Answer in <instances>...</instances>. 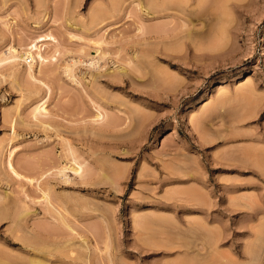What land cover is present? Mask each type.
Wrapping results in <instances>:
<instances>
[{"label":"rangeland","instance_id":"374dc122","mask_svg":"<svg viewBox=\"0 0 264 264\" xmlns=\"http://www.w3.org/2000/svg\"><path fill=\"white\" fill-rule=\"evenodd\" d=\"M131 1L0 0V264H264V0Z\"/></svg>","mask_w":264,"mask_h":264},{"label":"bare ground","instance_id":"6f19581e","mask_svg":"<svg viewBox=\"0 0 264 264\" xmlns=\"http://www.w3.org/2000/svg\"><path fill=\"white\" fill-rule=\"evenodd\" d=\"M135 1H137V0H135ZM135 1L132 0L131 2L134 3ZM198 1H200V0H197V2ZM205 1H204V3H205ZM149 2H150V5L151 4H154L155 6L157 5L158 6V7L156 6L157 8L161 7L165 11L164 7L166 5L170 6V7H174L175 6L174 8L181 7L180 9H182V7H183L185 9L186 7H189L191 5L192 0H150ZM145 3H146V1H145ZM136 4H137V2H136ZM159 4L161 6H159ZM153 9L154 8H152V10ZM171 9H173V8H171ZM167 10H168V8H167ZM177 10H178V8H177ZM184 11H186V10H184ZM153 13H154V10H153ZM167 15L170 16L169 14H167ZM167 15H164V16H167ZM186 23H187V20H186L185 24ZM142 25L144 26V24H142ZM142 25H140V27H139L140 31L144 30ZM47 47H53L54 48V52L50 53V51H49L50 49L48 50ZM59 49H60L59 41L57 40V38L53 34H50L48 32L47 34L40 35L37 39L32 41V44L29 47H26V49H23L22 51H19L18 48L15 46V44L11 43V45H9L7 49H5V51H4V56L5 57L2 60L10 63L9 66H10V69L12 71L11 76H14L15 77L14 79L18 80L20 83H24V81H27V79H29V81H31L33 79L36 80V72H37V68L38 67H39L38 68V70H39L38 74H40L41 72H43V70H44L43 68L48 63H51L52 60L56 61L57 57H58L57 55L58 54L60 55V50ZM82 62H84V61L83 60H74L73 59L70 63L67 62L66 65L64 66V71L70 77H72L76 82H77V79H76V77L74 75H72V70H73V67L76 64H79V63H82ZM95 64H96L95 61L91 62V65H95ZM43 74H45V73H43ZM44 98L45 97H43L40 102L38 101L39 104L36 105V107H34L33 114L37 118L40 115H46L47 112H49L47 110V104H48L47 102H48V100L44 99ZM98 116H103V114L100 113ZM71 150L73 151V149H71ZM73 154L72 155H73L74 158H73V166H71L72 170L74 172L80 174V175L83 174V176H86L84 174H86L87 171L84 172V167H83L84 165H82V163L78 162L77 158L75 157V152ZM9 157H12V154L9 155ZM8 164H9V168L11 169V171H13V173L14 172L16 173V170H15L14 166L12 165V163L9 162ZM63 173H65V171ZM83 176H81V177H83ZM42 191H44V190H42ZM50 195L51 194H49L47 192L43 193V196L46 199L51 198Z\"/></svg>","mask_w":264,"mask_h":264}]
</instances>
